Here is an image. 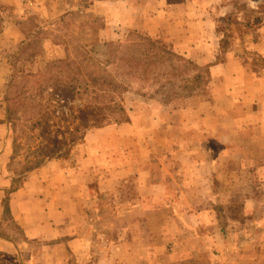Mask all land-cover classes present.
Segmentation results:
<instances>
[{
  "label": "crops",
  "instance_id": "crops-1",
  "mask_svg": "<svg viewBox=\"0 0 264 264\" xmlns=\"http://www.w3.org/2000/svg\"><path fill=\"white\" fill-rule=\"evenodd\" d=\"M127 1L135 12L127 14L126 28L155 41L151 55L131 62V70L133 62L148 70H139L145 75L143 93L123 100L127 120L89 133L68 155L48 158L14 187L6 88L18 71L33 73L65 56L64 44L48 35L53 31L46 32L42 7L53 13V5L70 8L72 0H0V221L2 199L10 190V211L25 235L13 242L0 233V241L18 245L19 251L29 240L41 241L45 248L38 258L43 264H72L70 250L80 253V264L94 258L95 248L92 264H189V253L191 263L220 264L211 250L213 227L220 226L225 241L232 229L240 232L247 222L209 221L213 182L216 171L232 162L230 148L237 152L236 142L230 141L234 126L246 130L247 119L253 118V132L264 137V67L244 58L246 48L264 56V26L256 39L236 35L224 44L218 24L225 10H219V0ZM23 19L36 24L28 33ZM169 163L176 166L167 174L162 165ZM257 163L264 173V158ZM148 164L156 165L152 175ZM263 176L258 180L264 189ZM168 211L184 213L176 232L158 228L154 235L152 216H162V222ZM260 211L247 225L257 229ZM102 215L106 219L99 220ZM227 226L232 229L225 231ZM107 229L115 231L110 237L116 234L114 245L126 249L123 255L96 240L102 232L109 235ZM34 257L25 258L35 264Z\"/></svg>",
  "mask_w": 264,
  "mask_h": 264
},
{
  "label": "rangeland",
  "instance_id": "rangeland-1",
  "mask_svg": "<svg viewBox=\"0 0 264 264\" xmlns=\"http://www.w3.org/2000/svg\"><path fill=\"white\" fill-rule=\"evenodd\" d=\"M78 1L79 0H72V2L70 3V8L66 6L63 7L64 5H62V3L58 4V6L53 5V13L51 12L50 8L48 10L45 5L42 7V10L46 12L45 16H43V20L45 21V26L47 27V34L50 31H53V33H60V30L56 29V24L54 23L55 19L63 16L68 10H76L78 8ZM219 1L222 6L218 7L219 10H228V13L233 14L242 23L241 29L238 30L237 25L231 24L227 26V18L225 16L224 18H222V20L218 24V27L224 30V35L226 36H224V38L227 44L230 41L234 42L232 40L233 36L239 35V32H244V30L248 29L246 20H244V17H246V12L244 11V9L239 8V6H241L242 4H245L247 6V2L246 0ZM257 2L259 3V0H257ZM260 4L261 3H259V5ZM247 8L249 7L247 6ZM82 10L83 11L80 13L79 18H75L73 26H80L83 29L86 28L94 30L96 25L95 17H98V22L100 24L97 27L98 42L88 47V49L92 52L98 53L102 58L106 57V60H103L102 63L112 71V73L116 76V80L121 85L122 104L126 96H129L132 99L133 97L138 98V96L143 93L144 85L142 80L145 78V75L141 74L139 70L142 67H146V70H148V67L147 65L135 64L133 62L132 66L134 69L131 70L129 68L131 66V62L134 60V57L138 55L147 56L152 54L150 52V49L155 44V41L147 36H144V34L138 32L137 30H134L133 28H126V25L128 24H125L127 21V14L130 13L134 15L135 12L134 9H129L127 0H108L104 3L100 2V0H97L92 5H87V8H84ZM119 20H121L122 23L124 22V27L122 26L121 22L117 24ZM30 21L31 20L29 19H23L22 23H24L25 26L34 27V23ZM262 26H264V24L255 28H250L255 33V37L250 35L253 32H249L250 34L245 33V36H247L248 39H256L259 33L258 28ZM48 35L52 37L50 34ZM52 39H54V37H52ZM70 39H78V34L72 33ZM244 58L247 60L253 59L255 62L264 67V56L260 55L258 52L253 51L251 48L245 49ZM40 71L41 70L33 73H38ZM26 73L27 71L23 69L15 74L12 81H14L15 83H22L18 84L17 86L13 85V91L20 92L21 90L26 88L23 87L22 89L21 87V85H24L23 81H27L29 78L25 75ZM59 102L63 103L64 112H66V115H68L69 120L74 119L72 109L70 113L71 106L76 108L75 106L82 107L83 104V101H80V99L77 98L67 100L60 99L59 101H56V103ZM144 102L149 103V101L147 100ZM21 111L22 110H19V113ZM259 118L260 117L257 118V121ZM262 118H264V116ZM252 119L253 118L247 119L246 130H243V128H236L235 126L233 127L234 131L232 130L230 141L236 142L237 147L235 148L237 152H234L232 154V151H234L235 149H232L230 145V159L232 160V162L227 164L225 169L223 167L220 171L217 170L215 173L217 174V176L215 177V180L213 182V191L215 196L213 198V212L211 214H208V219L209 221H215V224L217 225L221 224L220 221H226L228 218L231 221L238 220L247 222L248 224V222H251L254 218H256L254 216L255 210L259 209L261 210L259 213V215H261V221H257L258 224L254 225L255 227H257V229L246 224V226L243 227L240 232H233L234 229H232V227H225V231H229L230 229H232V233L228 234L230 235L228 240L225 241L220 238V226H218L219 228L213 227L214 241L213 244H211V246L213 245V248L211 250H214V256L217 259L216 261L220 262V264H240V258L241 264H264V189L262 188L258 180L259 175L262 174L263 176L264 173L258 172V169L256 168V166H258L257 162L264 158V137H261L260 135L258 136L253 132L255 126H253ZM232 120L233 117H231V123L233 124L234 121ZM107 138H109V136ZM89 139H94V136H89ZM259 144L262 145V148L259 147ZM148 165L150 166V168L147 170L149 172L151 171L152 175L154 173V167L156 165ZM175 166L176 165L174 163H169L165 165V167L162 165L163 170H165L167 174H169V169ZM219 166L222 167V164L219 163ZM147 167L148 166L146 165V168ZM227 168L229 172L227 171ZM262 193L263 195H261ZM172 200L177 201L178 198L172 197ZM260 200V206L257 207L258 201ZM178 206L179 208L181 207L180 205ZM183 215L184 213L180 214L168 211V213L163 214V218L161 219L163 220L162 222H158V220L162 216L158 214L153 215L152 219L156 220L154 235L156 233V230L159 231L158 228H162L165 230L169 227L171 233L176 232L175 223H178V219H181ZM186 217L187 216L184 217L185 221L187 219ZM101 218L98 219H106L103 217V215L101 216ZM7 221L8 220H1L0 233L3 234V232H8L6 236L12 238V241L16 238H20V233L13 230L9 225L7 226L9 228L6 229ZM107 232L109 235L104 236L106 234H103L102 232V235L97 236L96 240L101 242L103 246L106 245V247H110L109 252L114 249V255H123L126 252V249L123 247L121 249L120 244L114 245L117 241L116 234L115 236H113V239H111L110 237V233L112 234V232L114 233L115 231L107 229ZM199 232L204 233V229L200 228ZM242 232L244 233L239 235V233ZM166 235L168 234L166 233ZM110 239L114 242L112 245L110 243ZM117 239H120V237H118ZM28 242L29 245L25 246L24 249H20L19 251L18 245H15V247L11 242L4 244L0 241V264H33L30 259H26L27 257L29 258L31 254H34V258L37 259V261L34 262L35 264H43V262L45 261H41L38 256L44 251L45 245H42L41 241L39 240H29ZM18 251L22 253V257ZM96 251H98V249L96 248L94 249V252L92 251V257L94 255V258ZM8 252H10L11 255H14L13 258H10V256H8L10 255L8 254ZM77 254L80 255V253L78 252ZM191 255L192 253H189L187 257L189 264L193 263V261L191 263ZM204 255L206 254L204 253ZM81 257L80 259H82ZM94 258H89L87 260L86 258H84L82 264H92Z\"/></svg>",
  "mask_w": 264,
  "mask_h": 264
},
{
  "label": "trees",
  "instance_id": "trees-1",
  "mask_svg": "<svg viewBox=\"0 0 264 264\" xmlns=\"http://www.w3.org/2000/svg\"><path fill=\"white\" fill-rule=\"evenodd\" d=\"M91 3L92 0H79L76 10H70L54 21L60 33L52 32L51 36L56 42L64 44L65 56L50 61L38 73L27 72L25 75L29 78L21 85L22 89L26 88L20 92L13 91L12 86L22 82L11 81L15 84L10 82L6 88L7 119L13 129V154L8 167L14 172V187L21 183L26 173L48 158L68 155L74 146L84 141L87 134L108 124L127 120L128 115L121 101V85L102 63L106 57L102 58L88 49L98 42V17H95L94 30L73 26L80 11ZM239 8L246 12L244 20L248 25V29L239 32L240 36L253 32L251 27L264 24V3L257 10L247 8L245 4ZM225 17L227 26L234 24L238 30L241 29L242 23L233 14L228 13ZM21 26L25 33L30 31L31 27ZM72 33L78 34V39L71 40ZM223 43L226 44L225 38ZM75 98L83 104L82 107L71 106L70 113L72 109L74 119L69 120L63 103L56 101ZM19 110L22 111L19 113ZM9 201L10 190L2 199V221L8 220L6 229L9 225L25 237L11 214ZM7 233L3 232L4 235ZM69 253L71 263L75 264L79 257L77 251L70 250Z\"/></svg>",
  "mask_w": 264,
  "mask_h": 264
},
{
  "label": "clouds",
  "instance_id": "clouds-1",
  "mask_svg": "<svg viewBox=\"0 0 264 264\" xmlns=\"http://www.w3.org/2000/svg\"><path fill=\"white\" fill-rule=\"evenodd\" d=\"M246 2H247V6L250 9L256 10L259 7V3H264V0H259V3L257 2V0H246ZM221 14L227 15L228 13H227V11H225V12H222Z\"/></svg>",
  "mask_w": 264,
  "mask_h": 264
}]
</instances>
